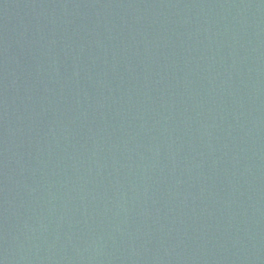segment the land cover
I'll return each mask as SVG.
<instances>
[{"label":"water","instance_id":"obj_1","mask_svg":"<svg viewBox=\"0 0 264 264\" xmlns=\"http://www.w3.org/2000/svg\"><path fill=\"white\" fill-rule=\"evenodd\" d=\"M0 264H264V0H0Z\"/></svg>","mask_w":264,"mask_h":264}]
</instances>
